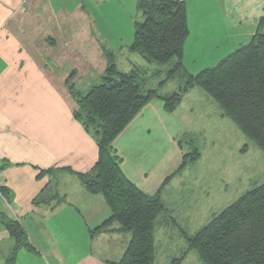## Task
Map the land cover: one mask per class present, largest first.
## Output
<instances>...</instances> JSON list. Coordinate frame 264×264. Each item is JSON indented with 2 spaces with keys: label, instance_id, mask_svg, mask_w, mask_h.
I'll list each match as a JSON object with an SVG mask.
<instances>
[{
  "label": "crops",
  "instance_id": "crops-1",
  "mask_svg": "<svg viewBox=\"0 0 264 264\" xmlns=\"http://www.w3.org/2000/svg\"><path fill=\"white\" fill-rule=\"evenodd\" d=\"M182 1L188 27L183 46L188 37H203L211 29L232 39L233 52L250 41L264 14V0ZM85 3L87 0H0V161L8 162L0 171V264L15 246L4 226L10 220L20 224L32 247L31 251L18 250L15 264H84L81 255L88 253L80 249L85 244L73 240L75 230L83 225L80 214L86 230L87 222L96 226L110 215L103 197L87 193L78 179L77 174L95 163L97 146L75 120L78 106L65 84L72 71L75 75L69 82L79 92L96 84L107 64L103 48L112 49L102 41L106 34L96 18L87 14ZM156 108L161 110V103ZM151 145L156 149L159 143ZM137 159L127 167L121 158V170L147 194L160 189L163 199L160 185L173 171L158 178L160 173L146 172ZM48 169L52 171L39 177L40 171ZM58 197L66 203L53 205ZM90 211L96 213L88 215ZM87 257L94 259L90 253Z\"/></svg>",
  "mask_w": 264,
  "mask_h": 264
},
{
  "label": "trees",
  "instance_id": "trees-1",
  "mask_svg": "<svg viewBox=\"0 0 264 264\" xmlns=\"http://www.w3.org/2000/svg\"><path fill=\"white\" fill-rule=\"evenodd\" d=\"M136 5L142 20L134 22L133 42L128 50L138 53L147 64L173 61L161 83L181 75L184 81L180 90L169 95H160L155 89L145 90L143 71L138 67L129 72L120 71L113 62V54H105L108 63L100 82L87 89L86 94L69 82L75 71L65 79L78 106L73 116L97 146V159L91 169L77 174L86 192L102 196L109 209V217L95 230L130 235L120 258L106 261L107 264H154L155 261L154 229L165 210L161 191L147 194L131 182L121 170L122 160L113 144L152 99H160L164 110L173 112L184 95L197 87L218 103L222 117L232 120L264 152V14L259 17L248 43L240 44L214 66L190 74L182 59L188 36L185 3L136 0ZM198 157L199 152L194 148L182 157L179 168ZM6 166L8 162L1 160L0 171ZM49 171L52 169L40 171L39 177ZM173 176H167L163 184ZM4 226L15 240L4 264H15L18 250L31 251L32 247L17 221L10 220ZM186 241L185 254L172 259L170 264H182L190 250L196 252L203 264H264V183L245 192L194 235H186Z\"/></svg>",
  "mask_w": 264,
  "mask_h": 264
},
{
  "label": "rangeland",
  "instance_id": "rangeland-1",
  "mask_svg": "<svg viewBox=\"0 0 264 264\" xmlns=\"http://www.w3.org/2000/svg\"><path fill=\"white\" fill-rule=\"evenodd\" d=\"M101 1L87 0L85 8L106 34L102 41L112 48L110 52L103 48V52L113 54V62L122 72H129L134 67L143 71L145 90L155 89L160 95L178 92L184 81L181 75L161 83L173 61L168 64H147L138 53L128 50L133 42L134 22L142 20L136 0H122V3L120 0ZM231 41V38L211 29H206L203 37H188L183 46L185 70L196 74L214 66L232 52ZM80 87L84 88L85 84ZM149 103L132 126L118 135L114 147L125 160V166L129 164L127 167L139 158L146 172L154 170L161 174L158 178L163 173L167 175L173 171L171 175L174 176L166 185L161 180L165 210L154 229V264H170L172 259L183 256L187 251L186 235H194L245 192L264 183V152L232 120L222 117L223 111L218 103L197 87L184 95L173 112L165 111L160 99L154 98ZM159 103L163 110L156 108ZM156 143L159 146L155 149L151 144ZM130 146L135 147L134 150ZM194 148L199 152V157L179 168L182 157ZM57 178L55 175L54 179ZM69 200H72L71 196ZM61 202L66 203L65 198L58 197L52 204L56 206ZM91 212L96 213L90 211L88 215ZM80 218L83 225L75 230L74 243L78 239L85 244L80 251L90 253L94 258L90 260L88 254L83 253L81 257L85 259L80 262L107 264L106 261H117L130 235L96 232L95 228L101 223L93 226L87 222L86 230L84 215L80 214ZM111 238L116 242L111 240L109 247ZM111 249H115V252H110ZM182 264L203 263L196 252L190 250Z\"/></svg>",
  "mask_w": 264,
  "mask_h": 264
}]
</instances>
